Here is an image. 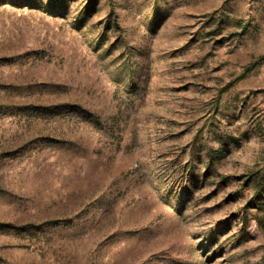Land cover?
<instances>
[{
  "label": "rangeland",
  "instance_id": "obj_1",
  "mask_svg": "<svg viewBox=\"0 0 264 264\" xmlns=\"http://www.w3.org/2000/svg\"><path fill=\"white\" fill-rule=\"evenodd\" d=\"M0 264H264V0H0Z\"/></svg>",
  "mask_w": 264,
  "mask_h": 264
}]
</instances>
